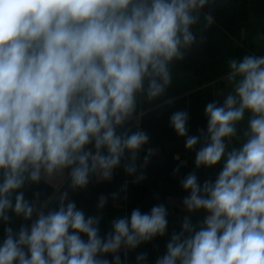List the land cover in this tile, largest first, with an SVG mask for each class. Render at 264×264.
<instances>
[{"label": "clouds", "instance_id": "1", "mask_svg": "<svg viewBox=\"0 0 264 264\" xmlns=\"http://www.w3.org/2000/svg\"><path fill=\"white\" fill-rule=\"evenodd\" d=\"M216 2L0 0V264H127L129 252L168 234L163 203L112 219L101 235L102 215H86L69 193L119 168L132 183L146 179L156 150L140 156L150 143L143 105L166 96L173 65L206 41ZM227 66L223 101L204 110L206 130L189 135L186 110L169 117L195 169L222 167L203 183L196 171L180 179L187 214L154 264H264V55ZM41 184L53 187L54 207L38 191L26 197ZM13 217L24 221L18 229ZM135 264H149L148 253Z\"/></svg>", "mask_w": 264, "mask_h": 264}, {"label": "crops", "instance_id": "2", "mask_svg": "<svg viewBox=\"0 0 264 264\" xmlns=\"http://www.w3.org/2000/svg\"><path fill=\"white\" fill-rule=\"evenodd\" d=\"M213 15L215 23L204 32L206 41L202 44L198 42L183 61L173 65V84L166 96L152 105H143L146 114L140 120L139 127L149 134L150 143L140 156L142 158L145 155L148 147L156 150L151 162L143 170L146 179L139 184L132 183L133 177L127 176L123 168H119L115 170L111 181L96 182L94 179L87 189L69 193L86 215H102L101 235L110 230L112 219L130 217L135 208L148 212L156 204L167 206L168 234L129 252L127 264H135V256L139 252H147L149 264H154L155 258L166 252L165 246L171 233L181 230L182 219L187 214L181 202L187 193L181 188L180 179L196 171L203 183L207 179H214L222 167L217 165L211 169H195V152L186 150L184 138L178 137L170 127V115L177 110H186L190 116L189 135H199L198 130L207 128L204 115L206 104L213 100L223 101V94L227 90L223 77L228 71L229 61L241 59L246 54L264 55V0H217ZM168 98H173L174 103L164 104L163 101ZM178 165L179 173L173 175ZM125 181H128L127 192H121L120 187ZM36 191L40 192L41 202L53 197L50 206H55L53 187L46 184L29 187L25 190L26 197L31 199ZM114 192L120 194V198L115 201L111 195ZM102 195L108 199L103 211L98 213L97 203ZM202 215L195 214L193 220ZM21 223H24L22 219L13 217L11 226L18 229ZM3 228L4 225L0 223V241L3 239ZM121 257L124 258L123 253Z\"/></svg>", "mask_w": 264, "mask_h": 264}]
</instances>
